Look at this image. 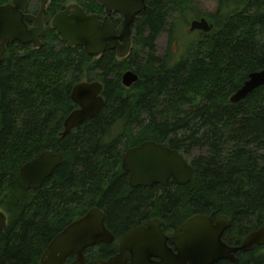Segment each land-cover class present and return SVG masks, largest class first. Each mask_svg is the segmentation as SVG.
Masks as SVG:
<instances>
[{
    "label": "trees",
    "instance_id": "obj_1",
    "mask_svg": "<svg viewBox=\"0 0 264 264\" xmlns=\"http://www.w3.org/2000/svg\"><path fill=\"white\" fill-rule=\"evenodd\" d=\"M145 3L122 60L114 51L91 58L68 48L50 26L37 49L7 46L0 64V211L7 217L0 264H40L55 236L93 208L114 234L150 220L174 232L196 215L223 217L231 223L222 236L230 247L264 227V87L230 102L250 74L264 70V0H217L213 13L195 0ZM200 19L211 31L194 32L176 62L169 52L156 56L166 27L170 49L181 25ZM127 71L138 76L129 89L121 83ZM94 81L104 85L103 110L62 137L77 108L72 88ZM147 141L191 158V181L130 188L122 158ZM44 151L60 154L61 166L41 189L22 191L20 169ZM99 247L97 258L116 246ZM235 257L264 264V246Z\"/></svg>",
    "mask_w": 264,
    "mask_h": 264
},
{
    "label": "water",
    "instance_id": "obj_2",
    "mask_svg": "<svg viewBox=\"0 0 264 264\" xmlns=\"http://www.w3.org/2000/svg\"><path fill=\"white\" fill-rule=\"evenodd\" d=\"M40 1L38 20L47 3V0ZM96 1L105 5L108 12L116 10L121 14L123 20L118 30L113 28L107 17L104 22H99L96 16L87 15L77 6L57 14L52 20V28L68 48H83L91 58H99L107 51H114L119 60L127 58L133 45L131 25L146 11L145 0ZM27 6L28 0H12L11 5L0 7V64L9 44L32 45L34 49L41 47L37 39L43 27L41 24L34 30L27 27L24 22L25 19L30 20V17L24 16ZM211 29L212 26L205 19L194 20L189 26L191 33H209ZM137 81L138 76L134 71H127L121 77L126 89ZM261 87H264V70L250 74L230 97V102L236 104ZM103 91L104 85L97 81L81 82L72 88L71 101L77 108L64 121L62 137L99 115L105 106ZM61 164L60 154L42 152L20 169L18 187L22 191L41 189ZM121 168L129 176L130 188H165L170 181L185 186L193 176L192 165L183 155L153 141L126 150ZM161 225V221L152 220L146 227L133 230L121 240L119 254L108 261L94 264H126V252L131 254V264H153L151 258L159 259L160 262L154 264H218L225 260L237 264L236 254L247 253L255 246H264V227L248 234L238 247L225 244L222 236L231 223L223 217L213 220L204 215L193 216L171 238L164 235ZM6 227L7 217L0 211V234ZM167 240L173 244L175 253L166 246ZM113 241L114 237L105 225L104 213L93 208L55 236L40 264H86L85 250ZM70 257H74V261L66 263Z\"/></svg>",
    "mask_w": 264,
    "mask_h": 264
},
{
    "label": "flooded vegetation",
    "instance_id": "obj_3",
    "mask_svg": "<svg viewBox=\"0 0 264 264\" xmlns=\"http://www.w3.org/2000/svg\"><path fill=\"white\" fill-rule=\"evenodd\" d=\"M11 4H12V0H7L3 4H1L0 7L11 5ZM72 6H77L78 8L82 9L89 16L90 15L96 16L99 22H104V20L107 17L108 21L110 22V24L113 26V28L115 30H118V28L121 25L122 20H123L121 17V14L119 12H117L116 10H111L108 12L107 7L105 5L99 3L96 0H59L56 2H53V0H47V3L45 5V9L42 12L41 19L38 20L39 14L41 11V1L40 0H28V6H27L26 11L24 12V16L30 17V20L28 21L25 19L24 22L27 25V27L29 29H32V30L37 29L39 24L42 25L43 32L37 39L39 41V43L42 44V38H43V35L45 33V30L48 26H50V28H52V20L54 19V17L57 14L64 12L67 9L71 8ZM51 8H53V12L51 11ZM69 11L71 12L72 9H70ZM50 16H52V17L49 18ZM38 21L40 23H38ZM29 46L33 47L32 45H29ZM128 181H129V176L127 175V183H128ZM128 186H129V184H128ZM136 188H143V187H136ZM151 221L152 220L145 222V223H140L139 225H136V226L132 225L128 229L118 231L116 234H114L112 231H110L106 227L112 233V235L114 237V241L111 244L99 243L96 246L85 250L84 256L86 259V264H94L98 261L105 262V261H108L109 259H111L112 257H115L117 254H119V250H120L119 245H120V242L123 239V237L126 236L127 234H129L130 232H132L133 230L139 228V227H142V226L146 227ZM162 225H161V229H162ZM178 229H176L174 232H164L163 229H162V231L167 238H171L177 234L176 232ZM116 237H119L118 241H117ZM101 244H105V245L114 244L116 247L109 250L108 252L102 253V258H97L98 254L100 252H103V250L100 249V247H99V245H101ZM166 246L169 247L173 253H175L174 246H173V244H171V242L169 240H167ZM73 261H74V257H70L66 260V263H71ZM151 262L154 264V263H159L160 261L157 258H151ZM126 264H131L130 252H126Z\"/></svg>",
    "mask_w": 264,
    "mask_h": 264
},
{
    "label": "rangeland",
    "instance_id": "obj_4",
    "mask_svg": "<svg viewBox=\"0 0 264 264\" xmlns=\"http://www.w3.org/2000/svg\"><path fill=\"white\" fill-rule=\"evenodd\" d=\"M199 7L207 12V13H213L216 10L217 7V0H195ZM189 21V20H188ZM168 22V21H167ZM191 20L187 22L184 25H181L180 31L178 33V41L174 43L170 49L168 47L169 43V35H168V27L165 28V30L162 32V34L159 36V38L156 41V56L159 59H163L167 53H171L173 62H176L177 59L183 55L185 49L187 48L188 44L191 43L196 39V34L189 32V26H190ZM119 131L116 130L114 134H118ZM198 152L194 153V156L198 155ZM188 162H191V158L187 157L186 159Z\"/></svg>",
    "mask_w": 264,
    "mask_h": 264
}]
</instances>
